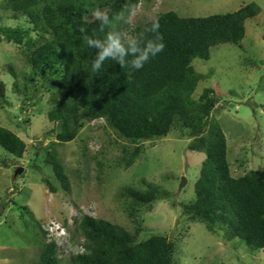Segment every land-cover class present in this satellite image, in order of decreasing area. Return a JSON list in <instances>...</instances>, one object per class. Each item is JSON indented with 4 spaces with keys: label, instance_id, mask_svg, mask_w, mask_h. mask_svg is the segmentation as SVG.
Here are the masks:
<instances>
[{
    "label": "trees",
    "instance_id": "obj_1",
    "mask_svg": "<svg viewBox=\"0 0 264 264\" xmlns=\"http://www.w3.org/2000/svg\"><path fill=\"white\" fill-rule=\"evenodd\" d=\"M141 1L3 0L2 9L12 12L13 18L23 16L29 24L27 28H0L7 42L20 47L30 66L29 72L21 73L13 65L7 66L16 79L15 90L20 91L25 107L28 102L35 106L34 100L46 87L52 97L47 118L58 125L52 149L43 152L38 146L35 154L42 151L44 164L51 168L61 189L68 192L70 179L57 146L74 140L90 122L102 120L118 137L130 142L122 148L119 162L125 169L143 153L141 142L162 139L178 129L190 139L187 150L205 154L194 185L195 195L181 203V216L203 224L211 233L223 231L229 241L238 238L251 249H264V168L252 167L242 175H232L227 136L213 115L220 109L221 94L217 88L207 87L195 98L198 83L206 75L192 65L196 58L208 60L215 46L240 45L245 21L258 15L260 6L251 2L237 11L207 17H181L169 11L132 25L130 15ZM96 10L101 15H94ZM156 19L165 49L155 57L149 54L144 67L137 70L133 61L141 55L147 40L155 38L152 25ZM109 35L120 40L125 52L123 56L116 53L106 57L93 71ZM89 39L93 41L90 45ZM132 40L137 42V52L129 51ZM20 78L22 88L18 85ZM7 104L6 86L0 80V108ZM0 146L17 158L27 150L25 141L3 126ZM33 168L41 171L37 165ZM42 181L56 192L49 179ZM141 184L139 188L124 186L119 190L135 224L132 230L87 214L74 217L83 251L72 252L67 264H178L174 256L177 245L168 235L140 239L144 230L140 213L152 210L156 201L169 194L146 179ZM35 226L43 237L36 264H61L62 248L54 240L47 241V231L40 222Z\"/></svg>",
    "mask_w": 264,
    "mask_h": 264
},
{
    "label": "rangeland",
    "instance_id": "obj_2",
    "mask_svg": "<svg viewBox=\"0 0 264 264\" xmlns=\"http://www.w3.org/2000/svg\"><path fill=\"white\" fill-rule=\"evenodd\" d=\"M251 2L257 3L261 11L245 21L240 45L220 44L211 49L208 60L196 58L192 62L196 71L206 75L194 97L198 98L207 87L217 88L221 94L220 109L213 115L226 133L235 177L252 167L264 168V0H143L129 19L136 25L169 11L181 17H207L237 11ZM28 25L23 16L13 18L12 12L0 7V28ZM9 65L18 73L30 70L20 47L7 42L0 32V80L5 83L8 100L0 108V126L13 131L27 146L22 158L0 146V264L37 263L43 240L37 222L50 232L47 241L53 236L51 225L60 226V234H65L62 239L67 248L61 251V264H67V257L80 250L77 245L82 238L74 228L75 216L87 214L134 229L119 190L124 186L139 188L142 179L169 194L156 201L152 210L140 213L144 227L140 239L152 234L168 235L177 245L174 256L178 264H264V249H251L238 238L229 241L223 231L211 233L203 224L181 216V203L195 195L194 185L205 154L187 150L190 139L178 129L162 139L141 142L143 153L125 169L119 162L122 148L130 142L118 137L102 120L90 122L74 140L57 146L70 179V190H62L51 168L44 164L42 151L35 154L36 147L49 151L56 141L58 125L47 118L51 92L46 87L41 89V96L34 100L36 105L28 102L23 107ZM18 85L22 88L21 78ZM182 177L186 183L181 186ZM43 178L51 181L56 192L47 188Z\"/></svg>",
    "mask_w": 264,
    "mask_h": 264
},
{
    "label": "clouds",
    "instance_id": "obj_3",
    "mask_svg": "<svg viewBox=\"0 0 264 264\" xmlns=\"http://www.w3.org/2000/svg\"><path fill=\"white\" fill-rule=\"evenodd\" d=\"M93 14L96 16L101 15L99 10H96ZM160 28H161L160 22L158 19H156L152 25V30L156 32L155 38L154 39L149 38L147 40V45L144 48V50L142 51L141 55L133 61V64L135 65V68L137 70H140L144 67L145 62L149 60V54H151V56L155 57L157 54H160L164 51L166 45H165V40H164V36H163L162 32L158 31ZM108 40H109V43H108L107 47L103 48V51L99 54L97 61L93 65V71H95L96 69H98L100 67L101 61H104L106 57L113 56L116 53H119L121 56H123V54L125 52V48L119 39L113 38L111 35H109ZM92 43H93L92 40H90V39L87 40V44L90 45ZM130 44H131V47L129 48V51L137 52L139 50L137 47V42L135 40L130 41ZM121 63L123 66L122 61H121ZM128 78L131 79L130 74H129ZM73 223H74V221H73ZM49 227L54 228L52 231L53 236L51 238H49V240L50 241L54 240L56 245L59 248H62V250L67 248V246L64 243V240L62 239L65 234H60V226L55 227L54 225H51ZM63 227L66 229L67 226L63 225ZM45 231H47V237L50 236V234H49L50 232L46 229H45ZM58 241H60L61 243H58ZM77 248H80L81 252L83 251L82 246L77 245ZM76 251H78V250H76Z\"/></svg>",
    "mask_w": 264,
    "mask_h": 264
},
{
    "label": "water",
    "instance_id": "obj_4",
    "mask_svg": "<svg viewBox=\"0 0 264 264\" xmlns=\"http://www.w3.org/2000/svg\"><path fill=\"white\" fill-rule=\"evenodd\" d=\"M19 171H20V170H18V172H19ZM18 172H16V173H18ZM181 180H182V181H181V186H182L183 184H185V183H186V180H185V178H183V177H182V179H181ZM181 186H180V187H181Z\"/></svg>",
    "mask_w": 264,
    "mask_h": 264
}]
</instances>
